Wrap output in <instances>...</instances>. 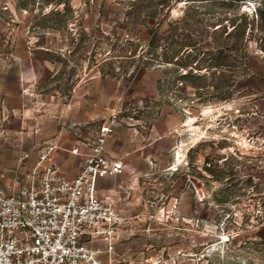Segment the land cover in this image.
Instances as JSON below:
<instances>
[{
	"label": "rangeland",
	"instance_id": "rangeland-1",
	"mask_svg": "<svg viewBox=\"0 0 264 264\" xmlns=\"http://www.w3.org/2000/svg\"><path fill=\"white\" fill-rule=\"evenodd\" d=\"M156 1L0 0V160L110 122L124 168L101 187L131 219L120 252L264 264V42L247 35L222 62L214 41L262 0H170L159 27L183 17V31L144 58Z\"/></svg>",
	"mask_w": 264,
	"mask_h": 264
},
{
	"label": "built area",
	"instance_id": "built-area-1",
	"mask_svg": "<svg viewBox=\"0 0 264 264\" xmlns=\"http://www.w3.org/2000/svg\"><path fill=\"white\" fill-rule=\"evenodd\" d=\"M112 131L103 123L69 148L53 137L0 168V264H138L119 251L130 217L100 192L124 168L107 146Z\"/></svg>",
	"mask_w": 264,
	"mask_h": 264
},
{
	"label": "trees",
	"instance_id": "trees-1",
	"mask_svg": "<svg viewBox=\"0 0 264 264\" xmlns=\"http://www.w3.org/2000/svg\"><path fill=\"white\" fill-rule=\"evenodd\" d=\"M169 2L170 0H157L155 3L156 8L154 9L152 16L156 18L155 20L159 22V24L156 28L152 29L151 31V38L148 44L150 48V52L146 51L144 55L142 54L144 58L152 52L157 55L159 46H163L164 54H168V49L169 46L171 45V42L172 41L176 42L177 38L179 37V29L183 31V27L181 26V24L185 22V18L183 17L169 18L168 21L166 22L167 24L166 30L161 31V28L159 27L160 24L163 23L164 21L161 17L162 15L161 13L164 11V8L169 5ZM256 11H257L256 19L253 18L252 20L248 21V18H246L245 16H242L240 18H235L231 20V25L233 26L232 30L229 31V29L225 26L218 34V36L214 37V41H216L217 46L220 47L219 49H217L216 52L219 60L225 62L226 58L230 54V51L234 48L236 49L238 44H243V41L247 39V35L249 37L252 36L257 38L258 40L261 41V43L264 42V0L260 2L259 7H257ZM249 25L251 31L250 34H247L248 31L247 29L249 28ZM231 39L235 40L234 41L235 44L232 45L233 46L232 48H226ZM212 53L213 51H207L204 53V55L206 54L208 55ZM217 66L223 67L222 64L220 63ZM247 67L248 66H246V68Z\"/></svg>",
	"mask_w": 264,
	"mask_h": 264
},
{
	"label": "crops",
	"instance_id": "crops-1",
	"mask_svg": "<svg viewBox=\"0 0 264 264\" xmlns=\"http://www.w3.org/2000/svg\"><path fill=\"white\" fill-rule=\"evenodd\" d=\"M25 153V152H24ZM23 154V153H22ZM21 154V155H22ZM20 155V156H21ZM19 156V157H20ZM18 157V158H19ZM70 157V156H69ZM17 158V159H18ZM17 159H16V161H12V162H9V159H7V158H4L3 160L1 159L0 160V168H2V167H10V166H12V165H14L16 162H17ZM70 159H73L72 157H70ZM65 165V164H64ZM65 166H68V165H65ZM105 180V179H104ZM101 183H102V180L100 181V187H101ZM102 187H101V189H100V192L102 193Z\"/></svg>",
	"mask_w": 264,
	"mask_h": 264
}]
</instances>
